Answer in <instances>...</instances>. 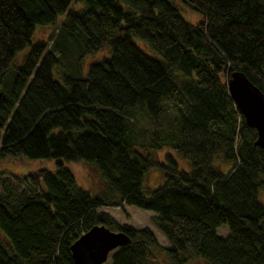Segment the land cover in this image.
<instances>
[{"label":"trees","instance_id":"obj_1","mask_svg":"<svg viewBox=\"0 0 264 264\" xmlns=\"http://www.w3.org/2000/svg\"><path fill=\"white\" fill-rule=\"evenodd\" d=\"M72 1L83 7L69 9ZM181 1L199 21L172 0H0V157L56 161L53 170L0 171V264H73L71 243L102 224L130 238L110 264H188L189 251L206 264H264V148L227 88L239 70L264 92V0ZM60 14L50 43H32ZM64 34L81 56L109 53L72 76L60 61ZM165 147L189 169L170 153L151 156ZM78 160L98 170L99 193L65 165ZM154 168L164 180L149 189ZM123 205L152 211L170 245L104 210Z\"/></svg>","mask_w":264,"mask_h":264},{"label":"rangeland","instance_id":"obj_2","mask_svg":"<svg viewBox=\"0 0 264 264\" xmlns=\"http://www.w3.org/2000/svg\"><path fill=\"white\" fill-rule=\"evenodd\" d=\"M174 2V5H176L183 18L187 22L195 23L200 20L201 14H199L197 11L193 10L190 6L182 2L181 0H172ZM83 7V3L79 1H72L70 3L69 9H81ZM64 19V14H60L56 18L55 25H47V26H37L34 30V35L31 39V42H38V41H44L46 43H50L51 38L53 35L57 32L58 29H61L62 20ZM56 28V29H55ZM62 37H65L61 41L64 43L62 47V55L60 58L61 64H65L67 67L66 71H69V74L75 75V73H71L74 70H77L80 72V74H84L86 71L88 65L92 63L95 59H100L102 56H105V54L109 53V51L104 48L102 50H99L98 52L94 54H84L83 56L80 55L79 52V44L76 42L74 36L72 35H66L64 34ZM139 45L142 49L146 50L147 53L153 54L152 50L145 49L143 43L139 40ZM142 44H141V43ZM29 47H26L24 49L19 50V52L16 53V57L11 63V67L9 71L6 73V75H10L15 70V68L18 67L19 63L24 58L25 54L28 52ZM71 71V72H70ZM59 70L58 68H55V73L58 76ZM54 70L53 74L55 75ZM140 114L139 120L146 125V115L143 114L140 111H138ZM170 153L172 156H174L177 165L182 170H188L189 164L186 159L182 158L180 155H177L175 150L172 151L170 148L165 147L162 150H154L151 152V156L155 157L160 162H163L164 160V154ZM56 161L53 159H29L26 156H13V157H0V171L5 170L9 174L13 175H23L26 172L34 171L37 168H47L49 170H53L55 167ZM66 167H68L74 174L75 180L79 185H81L84 189H86L88 192L92 193H99L100 187L102 186L103 180H101L100 174L98 170L92 165L90 162H86L85 160H78L77 162L73 161H67L65 162ZM164 177L162 176V173L157 169L154 168L153 170H150L145 175V181L144 185L145 187H148L149 189H154L155 187H159L163 184ZM259 200L264 203V188L261 189L259 192ZM105 211L109 212L111 215L114 216V218L117 220L118 223L127 222L135 225L136 227H145L148 226L152 232H154L155 237L157 238V241L167 247L170 245V243L166 240L165 236L162 234L161 231H159L153 224V221H151V216L153 215V212L150 210H142L136 206H130V205H123L122 208L118 207H108L104 208ZM216 233L219 237H228L230 235V229L228 228L227 224H220L216 228ZM190 252L189 260L187 261L188 264H206L205 260L203 258H199L198 256L194 255L192 251ZM161 257L163 258V254H161ZM111 263V253H109L108 259L103 264H110Z\"/></svg>","mask_w":264,"mask_h":264},{"label":"water","instance_id":"obj_3","mask_svg":"<svg viewBox=\"0 0 264 264\" xmlns=\"http://www.w3.org/2000/svg\"><path fill=\"white\" fill-rule=\"evenodd\" d=\"M227 88L246 124L257 132L255 145L264 148V92L239 70L229 74ZM129 242L126 233L93 225L71 243L73 264H103L109 253Z\"/></svg>","mask_w":264,"mask_h":264}]
</instances>
